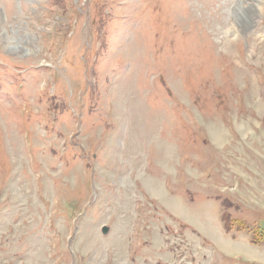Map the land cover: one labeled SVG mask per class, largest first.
I'll return each instance as SVG.
<instances>
[{
  "label": "rangeland",
  "instance_id": "rangeland-1",
  "mask_svg": "<svg viewBox=\"0 0 264 264\" xmlns=\"http://www.w3.org/2000/svg\"><path fill=\"white\" fill-rule=\"evenodd\" d=\"M255 227L264 0H0V264H264Z\"/></svg>",
  "mask_w": 264,
  "mask_h": 264
},
{
  "label": "trees",
  "instance_id": "trees-1",
  "mask_svg": "<svg viewBox=\"0 0 264 264\" xmlns=\"http://www.w3.org/2000/svg\"><path fill=\"white\" fill-rule=\"evenodd\" d=\"M253 236H254V241L256 240H264V228L263 229H260V228H255L253 230Z\"/></svg>",
  "mask_w": 264,
  "mask_h": 264
},
{
  "label": "water",
  "instance_id": "water-1",
  "mask_svg": "<svg viewBox=\"0 0 264 264\" xmlns=\"http://www.w3.org/2000/svg\"><path fill=\"white\" fill-rule=\"evenodd\" d=\"M107 232V229L106 228H103L102 229V233L105 234Z\"/></svg>",
  "mask_w": 264,
  "mask_h": 264
},
{
  "label": "bare ground",
  "instance_id": "bare-ground-1",
  "mask_svg": "<svg viewBox=\"0 0 264 264\" xmlns=\"http://www.w3.org/2000/svg\"><path fill=\"white\" fill-rule=\"evenodd\" d=\"M9 42V41H8ZM7 47V46H6Z\"/></svg>",
  "mask_w": 264,
  "mask_h": 264
}]
</instances>
